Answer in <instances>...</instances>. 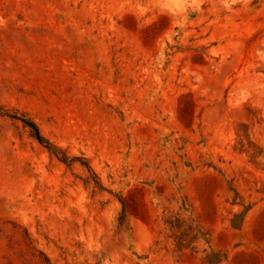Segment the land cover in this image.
I'll list each match as a JSON object with an SVG mask.
<instances>
[{
    "label": "rangeland",
    "instance_id": "rangeland-1",
    "mask_svg": "<svg viewBox=\"0 0 264 264\" xmlns=\"http://www.w3.org/2000/svg\"><path fill=\"white\" fill-rule=\"evenodd\" d=\"M0 264H264V0H0Z\"/></svg>",
    "mask_w": 264,
    "mask_h": 264
},
{
    "label": "trees",
    "instance_id": "trees-1",
    "mask_svg": "<svg viewBox=\"0 0 264 264\" xmlns=\"http://www.w3.org/2000/svg\"><path fill=\"white\" fill-rule=\"evenodd\" d=\"M36 129V128H35ZM42 139V138H41Z\"/></svg>",
    "mask_w": 264,
    "mask_h": 264
}]
</instances>
